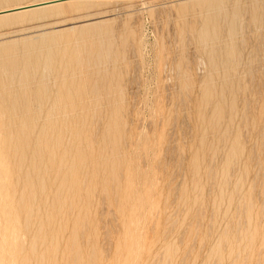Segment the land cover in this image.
Returning <instances> with one entry per match:
<instances>
[{"label":"rangeland","instance_id":"obj_1","mask_svg":"<svg viewBox=\"0 0 264 264\" xmlns=\"http://www.w3.org/2000/svg\"><path fill=\"white\" fill-rule=\"evenodd\" d=\"M263 8L0 0V264H264Z\"/></svg>","mask_w":264,"mask_h":264},{"label":"bare ground","instance_id":"obj_2","mask_svg":"<svg viewBox=\"0 0 264 264\" xmlns=\"http://www.w3.org/2000/svg\"><path fill=\"white\" fill-rule=\"evenodd\" d=\"M259 2H260V1H259ZM43 3L45 4V3H47V2H43ZM48 4H49V3H48ZM51 6H53V5H51V4H50V5H44V6H41V7H38V8H45V7H51ZM38 8H36V9H38ZM220 8H221V7H220ZM220 8H218V9H220ZM218 9H217V10H218ZM263 10H264V8H263ZM220 11H222V10H220ZM21 12H22V11H21ZM26 12H27V11H26ZM217 12H218V11H217ZM237 12H238V11H237ZM23 13H25V12H23ZM222 13H223V12H222ZM240 13H241V12H240ZM238 14H239V13H238ZM236 15H237V14H236ZM240 15H241V14H240ZM262 19H263V18H262ZM262 19H261V20H262ZM261 20H260V22H258V23H261ZM254 21H255V20H254ZM254 21H253V22H254ZM231 22H233V21H231ZM253 22H252V23H253ZM243 23H244V22H243ZM258 23H257V21L254 22V24H258ZM236 24L239 25V23H236ZM232 25H233V24H232ZM232 25H231V26H232ZM231 29H232V28H231ZM238 29H239V28H238ZM235 30H236V29H235ZM256 30H257V29H256ZM232 31H233V30H232ZM198 32H199V31H198ZM200 34H201V32H200ZM200 34H197V35H200ZM232 34H233V33H232ZM234 34H235V33H234ZM207 36H208L207 33H202L201 36H198V38L206 39ZM186 37H187V36H186ZM206 41H207V40H206ZM43 43H44V42H43ZM204 43H205V42H204ZM208 44H209V43H208ZM200 45H201V44H200ZM200 45H199V46H200ZM202 47H203V46H202ZM99 48H100V46H99ZM205 49H206V48H205ZM209 49H210V48H209ZM99 50H100V49H99ZM218 54H219V53H218ZM8 56H9V55H8ZM107 58H108V57H107ZM40 61H41V60H40ZM226 62H227V60H226ZM45 63H46V61H45ZM4 66H5V64H0V70H3V69H4ZM29 67H30V66H29ZM45 68H46V67H45ZM45 68H43V69H45ZM22 69H23V68H22ZM210 69H211V68H210ZM214 69H215V68H214ZM30 70H31V67H30ZM46 70L48 71V69H46ZM33 71H36V68L33 69ZM44 71H45V70H43L42 72L46 74L47 72H44ZM3 72H4V71H3ZM16 72H17V71H16ZM16 72H15V73H16ZM48 72H49V71H48ZM10 73H13V72H10ZM10 73H9V74H10ZM31 73H33V72H31ZM49 73H50V72H49ZM5 74H6V72H5ZM13 74H14V73H13ZM13 74H12V76H14V78H15V75H13ZM1 75H2V74H1ZM16 75H18V74H16ZM24 75H25V74H24ZM42 75H43V74H42ZM46 75H47V74H46ZM2 76H3V75H2ZM6 76H7V75H6ZM6 76H5V77H6ZM12 76L7 77V78L10 79V81H12V80H11V79L13 78ZM18 76H19V75H18ZM28 76H30V75H28ZM31 76H32V74H31ZM31 76H30V77H31ZM5 77H2V78H4V80H5ZM30 77H29V78H30ZM16 78H17V77H16ZM19 78H20V77H19ZM31 78H32V77H31ZM33 78H36V77L33 76ZM47 79H48V77H47ZM17 80H18V79H17ZM20 80H21V79H20ZM32 80H34V79H32ZM15 81H16V80H15ZM18 81H19V80H18ZM30 81H31V80H30ZM209 83H212V82H209ZM260 87H261V86H260ZM106 97H107V96H106ZM247 102H248V101H247ZM0 103H1V102H0ZM40 105H41V104H40ZM246 106H247V104H246ZM245 110H246V108H245ZM246 111H247V110H246ZM65 117H66V116H65ZM242 123H243V121H242ZM253 156H254V155H253ZM176 186H177V185H176ZM101 200H102V199H101Z\"/></svg>","mask_w":264,"mask_h":264}]
</instances>
